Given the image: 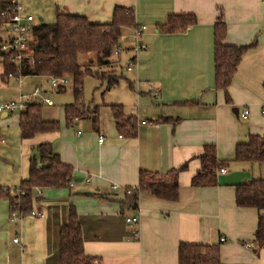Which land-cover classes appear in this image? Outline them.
<instances>
[{"label":"crops","instance_id":"1","mask_svg":"<svg viewBox=\"0 0 264 264\" xmlns=\"http://www.w3.org/2000/svg\"><path fill=\"white\" fill-rule=\"evenodd\" d=\"M54 5L53 11L99 22L109 21L113 6L122 5L133 12L130 31L145 26L138 37L144 47L135 50L134 41L129 44L127 59L133 60L126 70L131 79L116 100L123 116L134 118L133 133L128 134L126 124L117 129L107 102L98 105L102 109L97 107L95 123L76 118L73 124L85 121L89 130L81 134L77 129L52 148L72 167L73 178L67 186L32 189L31 208L42 215L9 220L7 198L0 195V264H59L58 228L67 219L69 204L79 220L82 250L97 264H178L181 241L216 243L222 264H264V243L252 240L264 208L234 203V185L263 178L264 161L233 158L237 142L250 134L264 135L263 0H54ZM39 6L34 3V8ZM170 13H191L195 21L165 31L160 25ZM218 16L224 22L223 42L254 41L237 62L227 85L228 100L214 86L213 24ZM36 76L26 75L21 83L0 80H12L18 94L28 92L22 89L24 83L29 86ZM244 107L248 111L242 117ZM8 114L0 111V117ZM209 143L217 159L216 183L191 185L200 168L199 155ZM184 162L174 200L143 189L136 208L120 206L122 187L136 185L139 169L165 172ZM27 164L19 180L27 176ZM221 166L224 171L219 172ZM136 212L137 223H125L124 217ZM220 235L225 240L219 241Z\"/></svg>","mask_w":264,"mask_h":264},{"label":"trees","instance_id":"2","mask_svg":"<svg viewBox=\"0 0 264 264\" xmlns=\"http://www.w3.org/2000/svg\"><path fill=\"white\" fill-rule=\"evenodd\" d=\"M9 0H0V11ZM195 21L191 13H170L160 27L165 31L184 28ZM4 17L0 14V31ZM133 12L130 7L114 5L109 21L99 22L86 15L70 13L55 8L52 22H39L31 26L30 53L22 57L20 71L23 75H45L70 77L73 101L62 107L65 125H72L76 118H90L96 121L97 105H88L82 99V77L90 73L89 65L96 69L93 75L105 78L106 88L117 83L114 60L110 58L118 47V38L124 26L132 25ZM224 22L220 16L213 24V65L214 86L221 90L225 100L229 99V84L241 54L254 45L227 44L223 42ZM1 38V36H0ZM10 52V51H9ZM9 52L0 50L2 70L0 79L7 78L8 71H14V64L8 60ZM82 57V63L79 57ZM87 56V57H86ZM86 57V58H85ZM129 60H133L130 57ZM84 65V66H82ZM64 86L58 88L62 90ZM112 110L117 129L126 124L128 134H132L134 118L123 116L119 103L108 104ZM19 136L29 138L36 132L58 129V120L44 119L40 115V104L27 102L18 112ZM34 154L28 158L27 176L19 180L18 192L8 187H0V195L8 201V213L24 214L31 210L32 189L39 187L67 186L73 178V169L63 162L47 141L35 144ZM233 158L238 160L264 161V135L250 134L244 141L235 144ZM200 168L190 178L191 185H213L216 183L215 166L217 159L212 143L205 144L199 155ZM185 167V162L165 172L139 169L137 183L129 187L119 200L120 206L136 208L137 194L148 190L156 197L174 200L177 197V173ZM234 203L237 206L264 208V177L238 182L234 185ZM9 215V214H8ZM253 241L264 243V213H259L253 232ZM91 255L82 250L81 231L76 211L72 204L67 208V219L58 228L59 264H93ZM178 264H222L216 243L185 242L177 245Z\"/></svg>","mask_w":264,"mask_h":264},{"label":"rangeland","instance_id":"3","mask_svg":"<svg viewBox=\"0 0 264 264\" xmlns=\"http://www.w3.org/2000/svg\"><path fill=\"white\" fill-rule=\"evenodd\" d=\"M18 1L20 5L35 16L38 22L53 21L54 0ZM34 3H39L40 6L36 9L34 8ZM6 27V25L1 26V37L8 33ZM129 27L130 25L122 28V33L118 38L117 53L116 55H110V58L115 63L113 66L115 68L114 71L119 74L117 83L106 88L105 78L93 75L92 72L96 69V66L94 64L89 65L91 72L85 73L82 77V99L85 104L99 107L104 102L108 104L118 103L116 100L126 91V83L128 79H131V74L125 67L129 60L127 59L128 51L130 50L129 44L133 41V36L131 35L133 29L130 31ZM79 61L83 64L81 56ZM66 77L67 82L62 90L49 88L46 76L31 77V84L29 83L30 85L28 86L24 83L22 88L23 91L30 90V86L34 83L41 87L43 94L51 99L52 104L46 105L38 97L33 99H36L34 101L40 104V115L42 118L58 120L57 130L36 132L29 138H21L17 127L18 111L15 110L6 117H0V137L4 140L0 144V187H8L11 191H14V188L18 185L20 172L24 169V165L26 168L28 154L35 153L34 147L38 142L47 141L50 143L51 148L55 149L65 138H72L75 130L78 129L81 134H85L89 130V128H86L87 123L82 120L76 121L72 125H65L64 123L62 107L64 104L73 101L70 77ZM3 80L5 81L4 78ZM16 96L17 87L13 81L9 80L7 83H3L0 80V103L7 99H14ZM100 107L99 109H102Z\"/></svg>","mask_w":264,"mask_h":264},{"label":"built area","instance_id":"4","mask_svg":"<svg viewBox=\"0 0 264 264\" xmlns=\"http://www.w3.org/2000/svg\"><path fill=\"white\" fill-rule=\"evenodd\" d=\"M264 3V0H263ZM0 14L4 17L3 25H6V30L8 31L7 34L2 36L0 38V50L9 52L8 54V60L12 61L14 64V71H8L6 73L7 78H14L18 81V83H21L23 81V78L26 75H23L20 71V63L22 57H25L27 53H30V43H31V26L33 23L32 15L29 13H25L22 11V8L20 7L17 0H9L8 4L0 11ZM145 28L144 25L137 26L133 29L132 36H133V49L137 50L139 48H143L144 46L138 42V37L140 34V31ZM117 48H115L112 52V54L116 55ZM128 64H126V69H130L132 60L127 61ZM47 84L49 88L58 89L61 86H65V83L67 82V77L64 75L59 76H47ZM152 92H156L155 90H151ZM34 97H38L40 101L46 105L52 104V101L49 97L45 96L43 94V90L39 85H34L31 87V89L28 92H19L14 99H7L0 103V111H4L7 113L13 112V111H20L23 109L24 105L29 101H34L36 99H33ZM247 108L244 107L242 111L240 112V115L242 117H245L247 114ZM103 139L102 135L97 136V141L101 142ZM3 139L0 138V142H2ZM219 172L224 171L223 166L218 167L217 169ZM117 185L112 184L111 188H116ZM129 187H122V190L124 192L129 191ZM15 192H18V188H14ZM33 215V216H41L42 213L40 211L31 209L24 213L23 215ZM22 216V214H17L15 212H11L8 215L9 220L19 219ZM139 215L138 213H133L126 215L124 217L125 223L129 225H135L138 221ZM132 236L135 238L137 236L136 230L133 231ZM225 240V237L223 235L219 236V241ZM13 242H16V237L12 238ZM244 247H249V243H243ZM93 264H97L96 260H93Z\"/></svg>","mask_w":264,"mask_h":264}]
</instances>
